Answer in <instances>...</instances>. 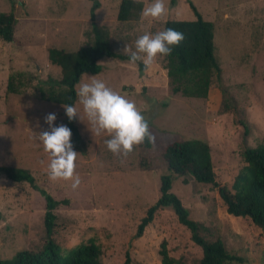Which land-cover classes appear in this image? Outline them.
Masks as SVG:
<instances>
[{"label": "rangeland", "instance_id": "obj_1", "mask_svg": "<svg viewBox=\"0 0 264 264\" xmlns=\"http://www.w3.org/2000/svg\"><path fill=\"white\" fill-rule=\"evenodd\" d=\"M97 23L110 34L112 51L128 55L145 32L164 30L167 21H195L192 2L206 21L215 26V55L222 69L214 76L207 99L174 95L165 68L157 58L151 71L142 62L104 58L102 72L91 77L136 103L148 119L154 142L136 148L128 157L114 156L107 148V134L93 135L83 106L77 125L86 142L79 154L80 186L72 181H51L50 158L33 133L48 130L44 118L55 113V125L67 126L61 105L40 99L50 77L61 79V70L50 66L49 50L76 52L92 42L91 10L94 0H0V11H14L18 18L16 41L0 39V166L26 169L36 184L55 200L66 202L55 211L54 239L63 251L90 240L101 248L104 264H123L127 254L133 264H162L160 251L167 245L174 264H200L203 250L170 208L162 209L140 238L138 226L160 198L161 177L169 174L163 159L175 141L202 140L211 147L214 171L221 186L232 189L246 166L247 146L264 145V0H165L167 15L161 21L143 18L118 20L123 0H99ZM144 7L152 0H141ZM129 56V55H128ZM25 73L26 89L8 90L11 75ZM249 126L245 137L242 122ZM39 124V127L37 126ZM245 140H247L245 142ZM172 192L202 226L208 241H221L241 261L230 264H264V232L251 219L227 213L219 188L188 177L173 176ZM46 200L28 183L0 176V258L17 252H39L46 244Z\"/></svg>", "mask_w": 264, "mask_h": 264}, {"label": "trees", "instance_id": "obj_2", "mask_svg": "<svg viewBox=\"0 0 264 264\" xmlns=\"http://www.w3.org/2000/svg\"><path fill=\"white\" fill-rule=\"evenodd\" d=\"M99 0H94L91 10L92 42L81 47L76 52H66L51 48L49 50L50 66L61 70L62 78L50 77L46 82L48 90L39 88L40 99L58 105L77 103V85L84 75H98L102 67L98 62L104 58L129 60L128 55L112 51L109 31L97 23L96 11L100 8ZM195 21H167L165 28H173L184 34L185 40L175 47L171 55L165 57L167 75L172 93L181 94L186 98L207 99L213 84L214 76H221L222 69L215 55L214 31L212 22L206 21L197 7L190 2ZM144 9L142 2L123 0L120 5L118 20L127 22L139 19ZM18 18L14 11H0V39L5 43L16 41ZM25 73L11 75L7 90L14 95L23 93L26 89ZM67 127L72 132L71 142L74 148L86 152V142L77 125V119L69 121ZM245 137L249 134V126L242 122ZM247 140H245L246 142ZM146 147L151 143L145 142ZM246 166L236 176L232 189L221 186L216 179L211 147L202 140L175 141L164 150L163 159L169 174L161 177V196L148 209L137 229L136 238L143 236L146 228L153 222L155 215L162 209H172L181 225L191 232L192 241L202 248L203 258L200 264H230L241 260L232 255L221 241H208L202 235L203 226L190 218V210L181 199L172 192L173 176L191 177L199 183L219 188V195L227 208V213L236 218H250L264 232V145L256 148L247 146L243 152ZM0 176H5L15 183H28L39 191L46 200L44 226L46 244L43 250L32 252L22 250L10 259H1L0 264H104L101 248L90 240L78 246L63 251L54 239L55 211L66 202L55 200L44 189L36 184L33 174L26 169L0 166ZM162 264H174L165 243L160 251ZM123 264H133V259L127 254Z\"/></svg>", "mask_w": 264, "mask_h": 264}, {"label": "clouds", "instance_id": "obj_3", "mask_svg": "<svg viewBox=\"0 0 264 264\" xmlns=\"http://www.w3.org/2000/svg\"><path fill=\"white\" fill-rule=\"evenodd\" d=\"M139 3L141 0H134ZM165 0H152L142 10L143 18L161 21L167 15ZM185 40L182 32L173 28H165L155 34L145 32L135 41V51L126 46L124 52L129 55V63L135 65L142 62L146 72L151 71L157 58L171 55L175 47ZM78 103L83 106L84 114L91 125L93 135L107 134L110 139L105 141L108 150L117 157H128L145 142H154L148 119L142 114L136 103L113 90L94 76L82 82L76 92ZM69 121L81 116L74 105L62 104ZM57 115L49 113L44 122L48 130L33 133L48 154V176L51 181H72L71 187L77 189L81 178L77 173L79 154L71 142L72 132L64 124L55 125ZM39 127V124L37 125Z\"/></svg>", "mask_w": 264, "mask_h": 264}]
</instances>
